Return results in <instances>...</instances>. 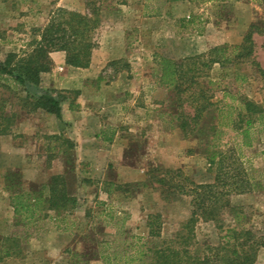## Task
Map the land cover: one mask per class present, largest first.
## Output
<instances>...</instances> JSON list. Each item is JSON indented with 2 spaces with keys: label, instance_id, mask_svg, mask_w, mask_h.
Segmentation results:
<instances>
[{
  "label": "rangeland",
  "instance_id": "1",
  "mask_svg": "<svg viewBox=\"0 0 264 264\" xmlns=\"http://www.w3.org/2000/svg\"><path fill=\"white\" fill-rule=\"evenodd\" d=\"M153 1L0 0V61L9 53L22 55L31 51L33 42L39 39V30L57 8L98 15L99 47L92 54V67L76 71L68 66L69 69L62 70L61 66L52 65L49 73L41 75L40 87L55 90L49 86L53 73L59 79L71 80L73 87L60 91H68L70 100H77L75 92L83 91L86 113L92 114L96 121L99 118L102 124L118 126L126 145L115 150L105 146L80 148L78 131L75 133L70 125L41 111L29 113L22 102L25 96L22 89L12 90L0 83V116L12 119L6 135H0V240L17 237L22 251L20 257L3 259L0 264H65L66 248L86 252L87 264H102L95 259L97 241L117 239L106 251L121 253L126 248L124 240L134 245L156 246L173 238L190 219L191 198L165 203L153 185L147 182L146 187L139 186L146 177L135 183L138 186L130 184L109 198L103 191H96L95 186L102 160L107 154L112 158L108 163L111 171L125 172L120 175V182L136 180L135 174L122 169L125 167L122 157L126 164L135 160L146 163L148 169H179L194 183L209 184L214 173L206 156L212 145L223 153L234 151L233 162L251 179L255 190L230 198L231 206L237 208L236 221L225 209L216 222L197 221L189 226L193 242L200 248L217 246L224 242L227 230L234 227L248 230L260 244L256 264H264V128L255 129L250 148L238 147V140L228 129H222L215 142L205 129L193 138L184 139L170 115L173 93L158 84L159 58L181 62L206 55L215 47H227L231 53L230 48L242 42L250 25L264 24V0H158L164 3L162 15L144 17V4L153 5ZM190 16H194V22L184 28L180 20ZM253 40L255 60L264 70V36L255 35ZM123 54L124 57L116 58ZM125 66L128 71L121 70ZM119 75L123 79H117ZM237 76L244 79L235 80ZM207 81L212 84L208 88L213 108L231 104L227 96H233L237 100L247 99L264 111L262 83L247 62H233L224 67L213 65L198 82L203 85ZM185 112L191 110L185 107ZM6 124L0 119V129ZM55 136L60 139H54ZM70 142L74 145L73 174L66 173L63 155ZM91 149L96 150L98 162L91 157ZM53 176H63L77 199L76 210L66 218L73 225L54 221L52 212L38 213L32 222L16 218L10 195L19 191H45ZM156 215L159 218L154 228L160 226V235L149 239L147 218ZM65 228L73 233V238L60 253L35 243L43 238L56 240ZM71 264L86 263L72 259Z\"/></svg>",
  "mask_w": 264,
  "mask_h": 264
},
{
  "label": "trees",
  "instance_id": "2",
  "mask_svg": "<svg viewBox=\"0 0 264 264\" xmlns=\"http://www.w3.org/2000/svg\"><path fill=\"white\" fill-rule=\"evenodd\" d=\"M189 2L202 0H187ZM260 1V0H257ZM153 5L144 4V17H160L162 6L158 0ZM150 11V12H149ZM194 22V16L180 20L184 28H189ZM100 20L97 14L91 16L57 8L51 12L43 28L38 32V40L33 42V49L22 55L9 53L0 61V83L12 90L21 88L25 93L22 102L29 113L41 111L53 115L61 122V105L68 102L71 110L77 109L75 99L70 100L68 91L43 90L41 75L49 73L52 68L50 54L62 52L65 65L74 69H87L90 66L92 54L99 47L96 32ZM264 36V24L250 25L242 42L231 49L227 47L212 48L206 55H198L176 62L167 58H159L158 84L173 93V112L170 113L176 127L184 139H189L206 130L215 142L222 129L233 132L240 148H250L254 142L255 129L264 128V111L255 103L247 99H235L227 96L231 104H223L213 108L212 96L208 88L211 81L200 84L199 78L206 75L213 65L224 67L233 62H247L260 79L264 89V70L254 57V36ZM206 58V60H204ZM117 62H113V64ZM204 69V70H203ZM122 71H128V66ZM204 71V72H201ZM244 79L238 76L235 80ZM79 92H75V98ZM75 100V101H74ZM237 102V105L234 103ZM185 107L191 113L185 112ZM7 124L0 129V135H6L12 119L0 116ZM54 139H60L55 136ZM66 143V142H65ZM68 144V142L66 143ZM211 146L207 157V164L214 173V179L209 184H196L181 170L150 168L146 172L143 183L135 184L142 188L153 185L165 203H172L182 197H190V219L169 240L159 245L151 246L146 243L134 245L127 243L121 253L107 252L118 240L97 241V260L102 264H256L260 244L254 241V236L248 230H238L236 227L226 231L224 242L217 246L200 248L193 242V235L189 226L197 221L216 222L221 213L228 209L234 221L238 215L235 207L231 206L230 198L251 194L255 187L245 172L233 162L234 151L221 152ZM72 142L64 152L66 173L73 174L75 160L71 151ZM240 157V154H239ZM7 177V176H6ZM130 184L116 185L117 191L126 190ZM71 187V186H70ZM63 176H53L44 190L32 192H17L11 194L10 206L16 218L23 221H34L38 213L47 215L52 212L54 218L70 214L77 208V199ZM159 216L147 218L148 238H159L160 226L154 228ZM157 225V224H156ZM19 238L5 237L0 240V262L3 259L21 256ZM85 256L75 255L73 259L87 264ZM85 258V259H84Z\"/></svg>",
  "mask_w": 264,
  "mask_h": 264
},
{
  "label": "crops",
  "instance_id": "3",
  "mask_svg": "<svg viewBox=\"0 0 264 264\" xmlns=\"http://www.w3.org/2000/svg\"><path fill=\"white\" fill-rule=\"evenodd\" d=\"M60 1L62 3L64 0H60ZM124 56L125 55L123 54L122 56H119L116 58H122ZM50 58L53 62V65L61 66L62 70L64 68L69 69L65 65L63 53L61 52L52 53L50 54ZM92 62H93V59L91 60L90 66L87 69H74V68H70V69H73L76 71H87L90 69V67H92L93 65ZM117 79H123V76L119 75ZM114 82H111V85H114ZM49 86L52 89L60 91L62 89H71L73 87V83L71 82V80L59 79L57 75L53 73L50 76ZM84 95L85 93H83V91L79 92L78 99L75 102V104L78 105L77 109L71 110L69 108L68 102L63 103L61 105V122H63L64 124L70 125L72 129L75 131V133H77V131L79 132L78 135L80 139V144H79L80 148L82 147L89 148L90 146L91 147L92 146L94 147L105 146L107 147V149L109 148V149L115 150L116 149L115 147H118V146L124 147L125 143L122 142L123 137L121 136L122 133H119L118 126H116L115 124H110V123L102 124L99 118H96L97 119L96 121L95 118H92V114L86 113L87 111L85 109ZM48 116L54 117L53 115H48ZM75 148H76V144H75ZM90 155L91 157L94 158V161L98 162V160L96 159V156H97L96 150L91 149ZM105 156L106 157L103 158L102 160V165H103L102 170L99 171L97 174V179L99 181L95 185L97 187L96 191L100 193H102L103 191V193H105L107 197L111 198L114 194L116 195L119 192L116 190V185L123 186L127 184H135L145 179L146 172L148 170V166L146 163L142 164V162L133 160L129 164H126L124 160H122V157H120V160L125 165V167H123L122 169H124V171H130L136 176V180L132 182L129 181L130 183L120 182L119 181L120 175L125 174V172L119 173L115 169L111 171L110 169L111 167H109L110 165L108 163H110L112 158L110 156L108 157L107 154H105ZM44 194L47 195V191H45ZM237 197H241V196H237ZM69 215L70 214H68L67 216L65 215L64 216L65 218H62V219L54 218L53 220L64 222L65 226L66 225L70 226V225H73V223L66 220V218H68ZM55 232H58V231L56 230ZM60 232H63L62 235L60 236L57 235V239H59L60 241L57 239L52 240V239L43 238L35 243H38L39 245L43 246L46 249L57 251L58 253H60L61 251H63L62 249H64L67 246V244L70 242L69 239L73 238V233L67 230L66 228L64 230H60ZM66 251H67L66 259L63 258L65 259V264H71V260L75 258L74 257L75 255L82 256L86 254V252L79 253L73 250H69L67 248H66ZM8 259H13V258H8Z\"/></svg>",
  "mask_w": 264,
  "mask_h": 264
}]
</instances>
